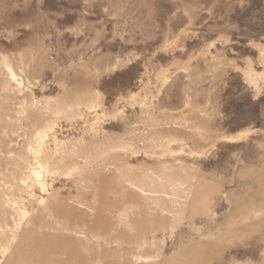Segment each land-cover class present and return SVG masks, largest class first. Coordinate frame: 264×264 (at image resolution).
<instances>
[{
  "label": "rangeland",
  "instance_id": "374dc122",
  "mask_svg": "<svg viewBox=\"0 0 264 264\" xmlns=\"http://www.w3.org/2000/svg\"><path fill=\"white\" fill-rule=\"evenodd\" d=\"M0 264H264V0H0Z\"/></svg>",
  "mask_w": 264,
  "mask_h": 264
}]
</instances>
